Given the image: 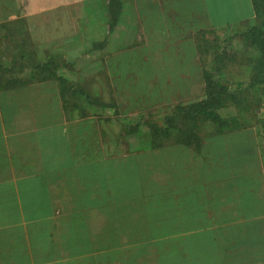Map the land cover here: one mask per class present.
<instances>
[{"label":"crops","instance_id":"obj_1","mask_svg":"<svg viewBox=\"0 0 264 264\" xmlns=\"http://www.w3.org/2000/svg\"><path fill=\"white\" fill-rule=\"evenodd\" d=\"M253 18L251 0H0V264H264L258 126L122 150L147 139L122 132L139 114L202 98V44Z\"/></svg>","mask_w":264,"mask_h":264},{"label":"trees","instance_id":"obj_2","mask_svg":"<svg viewBox=\"0 0 264 264\" xmlns=\"http://www.w3.org/2000/svg\"><path fill=\"white\" fill-rule=\"evenodd\" d=\"M251 2L256 22L249 21L245 23L242 29L233 34L234 37L241 40L247 52V57L244 58V61H241V64L249 69L246 86L244 85L245 81L243 83L238 81L237 83H231L227 79H221L225 76L223 60L226 57H224L225 51L223 48L226 49L229 39L224 40V46L215 41V45L211 46L213 54L208 63L209 65H206L207 68L202 65L204 94L200 100L187 102V104L180 103L172 109L173 112L170 115L164 118L161 125L155 122L143 121L140 122L141 124L138 123L136 128L126 129L129 135L132 133L139 135V137H141L142 128L147 131L145 141H148L146 144L142 140H140L142 143L138 142V147L135 149L138 153L145 150H161L166 142H170L172 146H190L192 143L199 141L200 135L206 133L207 136L213 132H224L230 130L229 127L234 124H247L246 116L251 117L254 115L258 117L260 105L264 103V0H251ZM109 3L112 5L113 0H109ZM117 5L119 7L120 2ZM92 46L97 49V43H93ZM228 58V61L233 65H239L233 60L231 61L233 58L231 55H228ZM46 68L48 69V65L42 67L41 71L48 73ZM251 93L256 95H251ZM250 95L253 98H250ZM253 104L256 109H253ZM228 107L234 109V114L226 119V116L218 113V111L222 108H225L226 111ZM261 121V119L258 120V122ZM227 122L229 123L225 125ZM261 125V133L259 134L264 142V121ZM138 161L139 166H144V159L140 158ZM139 175V178L143 180L145 174L140 173ZM121 226L125 230L128 229L125 224H121Z\"/></svg>","mask_w":264,"mask_h":264},{"label":"rangeland","instance_id":"obj_3","mask_svg":"<svg viewBox=\"0 0 264 264\" xmlns=\"http://www.w3.org/2000/svg\"><path fill=\"white\" fill-rule=\"evenodd\" d=\"M67 9L64 10V15L63 17H60L59 21H58V24L59 23H66L67 22ZM79 20V21H78ZM254 18L250 21V22H254ZM70 22V21H69ZM256 22V21H255ZM82 23L81 19H77L75 20V25H80ZM87 24V23H86ZM96 25V24H95ZM245 23L242 25L244 26ZM237 28V27H236ZM235 28V29H236ZM87 37L90 39V41H92L94 43L97 42V37H96V33L94 32H87ZM209 40L207 41V44L203 43L202 44V51L204 52L203 53V67L204 66H208L209 64V61L212 59V54H213V50L211 48L212 45H215V36L214 35H209ZM87 39V40H89ZM224 40H225V37L224 35H218L217 36V43H221V46H224ZM88 42H86L85 44H87ZM92 47V48H91ZM93 49V46L91 45H86V47H83L81 49L82 52H86L87 54H90L91 56H96L97 53L95 50H93V53H88L89 51H92ZM223 50L225 51V55L224 57H226L224 61V64H225V70H224V74H222L224 77H221V79L223 80H228L229 82L231 83H237L238 82H241L243 83L245 81V86H246V82L248 80V75H249V69L242 65V64H239V65H233L229 60L228 58V55H231V57H233L231 59V61L233 60V62H237L239 61L241 63V61L243 60L244 61V58L247 57V52L241 42V40L238 38V37H232L231 39L228 40V44H227V47L226 49L223 48ZM221 49V52L223 51ZM223 64V65H224ZM206 66V68H207ZM211 66V64H210ZM235 66V68H234ZM75 71V70H73ZM127 81L129 83H131L132 85H134L136 87V89L134 91H137V92H140V90L138 89V85L139 84H142V83H145L144 80H136V81H133L131 79H127ZM127 81H124L123 80V84H126L128 85V82ZM244 85H243V89H244ZM141 93V92H140ZM251 95H256L255 93H251ZM250 95V98H253V96ZM150 98L153 99L154 98V94L151 93L150 95ZM253 100V99H252ZM187 101L188 99H186L184 102H186L185 104H187ZM180 103H183L182 102H177V104L173 107H165L163 104H159V105H156L155 106V110L153 113L151 112H143L141 114H139V116H137V119H143V121L145 122H155L156 124L158 125H161L162 122L164 121V118L167 116V115H170L171 112H173V108H175L177 105H180ZM132 104V103H130ZM134 105V104H133ZM253 109H256V106L253 104ZM218 113L222 114L223 116H226V119H228V117L232 114H234V109L232 107H228V109L225 111V108H222L221 110L218 111ZM139 117V118H138ZM142 117V118H140ZM259 117V118H258ZM258 117L257 116H254L252 115L251 117H248L246 116V120L248 123H252V124H255L256 126H258V130H261V127L263 124V121H264V103L260 105V108H259V112H258ZM261 119L262 121L261 122H258V120ZM140 121V120H138ZM126 121L123 120V123H125ZM255 126V127H256ZM127 128H122V132H123V135H126L125 136V139L128 141V137L129 136H132V140H130L129 142H132L134 141L133 138H137L139 137V135H135V134H132L130 133V135L128 134V130H126ZM146 133L147 131H145V128H142V133L140 134L141 137H145L146 136ZM137 136V137H136ZM262 144H263V141H261ZM138 142L137 143H133L131 145H129L130 147H132V149H136L138 147ZM264 146V145H263ZM125 147L126 145L122 144V150L124 151L125 150Z\"/></svg>","mask_w":264,"mask_h":264}]
</instances>
